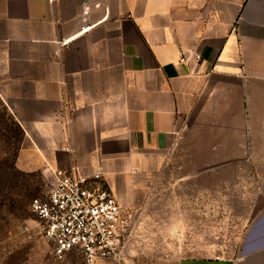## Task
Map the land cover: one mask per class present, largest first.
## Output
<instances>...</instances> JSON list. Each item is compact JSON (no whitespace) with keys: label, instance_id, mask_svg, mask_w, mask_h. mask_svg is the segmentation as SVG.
<instances>
[{"label":"crops","instance_id":"0c3cea01","mask_svg":"<svg viewBox=\"0 0 264 264\" xmlns=\"http://www.w3.org/2000/svg\"><path fill=\"white\" fill-rule=\"evenodd\" d=\"M0 105L17 166L51 184L76 166L136 206L191 138L184 169L260 171L264 186V0H0ZM166 264H264V208L233 256Z\"/></svg>","mask_w":264,"mask_h":264},{"label":"rangeland","instance_id":"374dc122","mask_svg":"<svg viewBox=\"0 0 264 264\" xmlns=\"http://www.w3.org/2000/svg\"><path fill=\"white\" fill-rule=\"evenodd\" d=\"M8 116L0 105V264H83L74 250L55 258L43 238L29 204L47 193L51 178L39 169L17 166L22 135ZM190 145L191 138L185 139L164 159L151 175L146 198L136 206L122 205L139 232L132 255L122 264L233 256L264 208L260 171L186 170Z\"/></svg>","mask_w":264,"mask_h":264},{"label":"built area","instance_id":"2783aa9c","mask_svg":"<svg viewBox=\"0 0 264 264\" xmlns=\"http://www.w3.org/2000/svg\"><path fill=\"white\" fill-rule=\"evenodd\" d=\"M185 61L182 55L179 62ZM29 207L55 258L74 250L83 264L125 259L135 220L99 173L87 175L76 166L59 170L47 193L32 198Z\"/></svg>","mask_w":264,"mask_h":264},{"label":"trees","instance_id":"16d2710c","mask_svg":"<svg viewBox=\"0 0 264 264\" xmlns=\"http://www.w3.org/2000/svg\"><path fill=\"white\" fill-rule=\"evenodd\" d=\"M8 117L11 120V122L14 124V126L20 130L19 125L14 120H12V118L10 116H8ZM20 132H21V130H20Z\"/></svg>","mask_w":264,"mask_h":264}]
</instances>
